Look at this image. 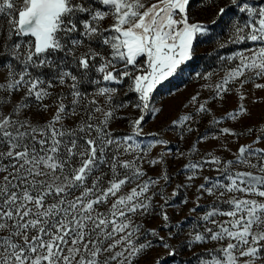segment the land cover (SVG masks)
<instances>
[{"label":"snow or ice","instance_id":"6c2138e0","mask_svg":"<svg viewBox=\"0 0 264 264\" xmlns=\"http://www.w3.org/2000/svg\"><path fill=\"white\" fill-rule=\"evenodd\" d=\"M230 3L237 15L229 42L253 46L220 57L235 63L214 86L204 85L214 87L212 100H223L234 84L241 102L213 115L211 126L248 114L246 85L264 90L257 82L264 81V0ZM189 4L0 0V62L8 68L0 73V264H139L153 240L174 253L169 241L181 235L178 244L202 249L193 251L197 264H264V147L257 146L264 131L233 152L223 141L244 133L220 127L175 156L153 154L169 144L158 133L137 139L146 114L160 111L151 106L154 89L192 58L194 41L209 31L191 21ZM125 81L124 94L134 92L135 102L116 100ZM198 97L191 98L195 113L172 121L181 140L198 131L195 115L211 113L209 100ZM128 107L141 113L129 121L132 133L114 135L112 123ZM209 139L221 141L231 158L216 149L201 153ZM169 157L187 160L178 170L185 179L174 187ZM207 166L215 176L203 174ZM185 207L192 216L187 234L189 215L175 224L170 216ZM148 218L158 226L146 228Z\"/></svg>","mask_w":264,"mask_h":264},{"label":"rangeland","instance_id":"374dc122","mask_svg":"<svg viewBox=\"0 0 264 264\" xmlns=\"http://www.w3.org/2000/svg\"><path fill=\"white\" fill-rule=\"evenodd\" d=\"M254 2L258 4L260 0H254ZM222 7H226V12L222 16H218L217 13ZM188 11L192 22H203L208 25L209 31L203 35H198L194 41L192 58L182 64L171 77H168L156 86L152 93L151 106L159 108L160 111L158 113L146 114V119L142 122L143 133L145 135L137 139L146 142L153 138L147 134L158 133L160 138L169 140V144L167 146H158L153 150V154L171 150L172 155L175 156L179 151H186L201 134L207 133L211 136L220 127H232L238 133H244L239 137L237 142H233L232 137H228L223 141L235 152L239 144L251 143L257 135L264 131V90L254 88L251 83L246 85L244 89L246 98L242 103L248 108V114L236 121L225 119L222 124L211 126L210 120L213 115L217 118L221 117L225 113L235 110L238 103L241 102L238 100V94L235 93L234 84L232 85L233 92L225 94L223 100H212L211 98L214 96L215 91L214 87L210 89L204 87V85L210 84L214 86L219 82L225 71L235 63V61H223L220 57H227L234 52L250 48L253 44L252 42H245L244 44L229 42L231 35L230 21L237 15V9L231 5L230 0H190ZM213 20L216 21L215 24L212 23ZM109 23H111V20H106L105 26ZM222 44L226 46L221 47ZM7 71L6 61L0 62V73H6ZM209 72H212L213 75L208 79H204ZM127 85L128 81H125L119 95L116 97L118 102L136 101V94L134 92H128L127 96H125L124 93L127 91ZM84 87L89 93L94 91L93 86L85 85ZM197 93H199V102L202 103L205 100H209L211 113L195 115V122L192 126L198 131L185 134V138L181 140V130L177 126H174L172 121L178 120L184 114L195 113L196 105L191 103V98ZM140 114L139 110L131 107L122 109L118 113V116L124 118L115 120L111 125L114 135L124 136L131 134L132 128L129 121L137 118ZM249 128L253 129L251 133L247 131ZM220 143L221 141L209 139L207 143L200 145L201 153L205 149H216L217 154L222 155L226 159L231 158L230 153L219 149ZM257 146L264 147V142H261ZM169 161V173L174 174L172 180V186L174 187L185 179V174L178 170L182 168V165L187 160L183 158L173 160L169 157ZM145 167L147 168L148 166L145 165ZM211 167L207 166L203 174L215 176V172L208 170ZM159 170V167L155 169L149 168L148 172L149 175L155 176ZM200 182L201 180L199 179L196 181L197 184ZM171 190V187H169L167 194H170ZM176 199L177 205H179V197ZM203 203H207V201ZM188 207H191V204ZM186 214H188L187 207L183 208V211L180 212H170V216L172 217L171 222L175 224L176 221L183 219ZM188 215L189 219L184 223V234H187L192 223V216L191 214ZM142 222L146 228H155L159 224L158 219L151 218ZM158 230L160 235L166 234L163 228H159ZM181 239H183V235L169 241L170 244L176 246L174 253L170 249H165L158 240H153L154 246L144 254V259H141L139 264H154V262H157V264H197L193 251L197 255H200L202 249L195 248L194 250H189L187 247L178 244V240Z\"/></svg>","mask_w":264,"mask_h":264}]
</instances>
